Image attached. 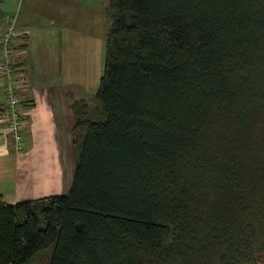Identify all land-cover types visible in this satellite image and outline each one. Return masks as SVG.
<instances>
[{
	"label": "trees",
	"instance_id": "1",
	"mask_svg": "<svg viewBox=\"0 0 264 264\" xmlns=\"http://www.w3.org/2000/svg\"><path fill=\"white\" fill-rule=\"evenodd\" d=\"M105 16L98 88L71 105V188L0 196V264L51 247L49 264L263 263L264 0Z\"/></svg>",
	"mask_w": 264,
	"mask_h": 264
},
{
	"label": "crops",
	"instance_id": "2",
	"mask_svg": "<svg viewBox=\"0 0 264 264\" xmlns=\"http://www.w3.org/2000/svg\"><path fill=\"white\" fill-rule=\"evenodd\" d=\"M68 5L84 11L78 17L73 15L83 19L81 24L71 26L56 20L55 16L60 18L61 9ZM105 7L101 0H0V38L10 25L17 31L9 46L25 121L24 152L16 154L5 131L0 86V196L6 203L50 195L61 186V148L60 155L51 153V149L61 145L71 149V105L98 88L103 72L102 67L100 77L92 82L94 63L88 71L85 55L79 56L86 48L77 34L91 35L100 30L105 32V45ZM50 44L57 56L47 61ZM57 185L60 186L56 188Z\"/></svg>",
	"mask_w": 264,
	"mask_h": 264
},
{
	"label": "rangeland",
	"instance_id": "3",
	"mask_svg": "<svg viewBox=\"0 0 264 264\" xmlns=\"http://www.w3.org/2000/svg\"><path fill=\"white\" fill-rule=\"evenodd\" d=\"M101 1L104 3V6L107 5V0H101ZM73 7L74 5H68L66 8H62L61 12L63 13L61 14L60 18L55 16L56 20L58 22L60 21L61 23L69 24L71 26H76V25L81 24L83 22V19L81 18L75 19L73 18V15H75V17H78L84 11L78 8L70 9ZM84 31H88V30L84 28ZM77 35H78L77 37L79 38L78 41H80V43L86 48V51L85 52L83 51V53H80L79 56H81V54L85 55V58L88 61V71H90L92 63H94V67L92 68V77H91L92 82H94L95 79H98L100 77L101 70L103 67V61H104V42L103 40H104L105 32H101L99 30L95 33H92L91 35H88L86 33H83V34L78 33ZM53 39H56V36H53ZM12 40H11V45H12ZM49 49L50 50L47 51L46 53L47 61L54 60V58H56L57 56V53L51 50L52 44L49 45ZM45 70H46V75L48 76L47 67ZM33 75H34V72H33ZM88 77H89V74H88ZM96 90L97 88L94 89V91H91V94L87 95L88 97L85 96L84 98L91 99L90 102H92V97H94ZM62 142L64 143V141ZM68 146L70 147V145ZM62 147L63 146L61 145L57 148L51 149V153H54V154L59 153L60 155V148H61L62 165H63V180H62L61 186L59 185L60 186L59 187L57 185L56 188L58 187L59 188L50 195L41 196V197L35 196V198L31 197L30 199L35 200V199H39V198H43L47 196L68 194L71 188V185H72V181H73L75 160H74L73 155L71 154L72 153L71 149L70 148L66 149V147L65 148H62ZM52 252H53V247L38 253L37 256L29 264H49L51 257H52ZM260 264H264V262Z\"/></svg>",
	"mask_w": 264,
	"mask_h": 264
},
{
	"label": "built area",
	"instance_id": "4",
	"mask_svg": "<svg viewBox=\"0 0 264 264\" xmlns=\"http://www.w3.org/2000/svg\"><path fill=\"white\" fill-rule=\"evenodd\" d=\"M17 31L10 25L0 38V79L4 86L5 113L3 120L6 124V133L12 141V150L16 154L24 152L23 132L25 121L17 96L16 68L9 46L10 40Z\"/></svg>",
	"mask_w": 264,
	"mask_h": 264
}]
</instances>
